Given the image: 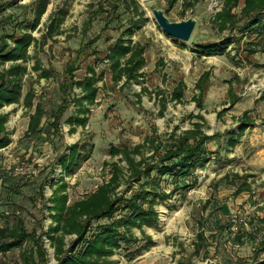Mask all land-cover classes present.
I'll list each match as a JSON object with an SVG mask.
<instances>
[{"label": "rangeland", "instance_id": "374dc122", "mask_svg": "<svg viewBox=\"0 0 264 264\" xmlns=\"http://www.w3.org/2000/svg\"><path fill=\"white\" fill-rule=\"evenodd\" d=\"M34 1L0 0L3 7L0 12V35L20 33L22 25L17 23L32 18ZM99 1L49 0L37 29L31 33L40 42L28 51L31 59L25 64L27 74L22 81V95L32 92L33 106L41 107L44 116L40 128L44 134L41 138L26 135L29 115L34 110L25 109L23 98L18 104L0 110L1 114L8 116L6 133L11 140L10 146L0 151V231L13 228L19 219L27 232L41 235L51 224L46 208L50 206L48 200L53 190L65 184L70 204L93 192L108 180L110 163L117 160L109 154L112 146L132 148L146 145L150 139L165 144L171 131L179 134L189 129L196 121H190L188 116L198 112L192 98L199 95L195 85L202 73L209 74L201 102L204 108L202 114L209 120L204 130L207 134H214L212 141L223 138V143L218 142L227 146L226 134L222 136V132L229 130L236 133L239 123L235 118L246 111L251 125L244 138L245 143L248 144L249 140L254 144L259 140L261 142L264 133V27L260 31L242 32L241 28L247 21L241 15L243 0L233 10L235 25L227 26L223 31L219 30L216 16L223 11L224 0H197L193 7L189 6L193 0H105L106 11L91 16ZM134 3L139 6L138 10ZM112 5L116 6L115 12ZM61 9L68 13L58 29V35L52 40L41 41L49 16ZM154 9L163 11L171 22L195 19L196 26L190 41L182 43L164 34L152 16ZM136 22L140 23L132 27ZM128 29L132 31L131 35L126 34ZM119 37L129 39L132 44L144 49L145 65L139 82L121 81L116 84L111 80L110 64L105 54ZM225 42L228 44L220 54L203 56L197 51L201 46L205 52L207 46L219 49ZM82 45L87 47L75 63L74 80H82L92 68L98 79V94L94 104L88 106L86 125L76 126L75 133L69 134L67 120L77 111L72 103L60 117L58 125L54 127L51 124L63 98L59 86L63 83L64 71L75 60V52ZM34 61L39 62L41 70L50 72L48 79L40 78V71H34ZM8 66L0 65V73ZM178 82L185 85L180 103L171 100ZM252 84L254 88L249 89ZM79 94L80 89L68 90L70 100ZM229 104L232 106L228 108ZM76 142L85 145L82 156H88V159L72 174L63 175L57 159ZM208 146L212 148L211 144ZM147 147L143 149L145 158L151 155ZM222 156L215 161L212 156L208 158V162L211 158L215 164L220 161L219 169L214 165L209 170L206 167L196 170L192 178L183 181L193 184L189 189L177 190L170 199L155 205L157 224L143 228L145 235L152 238L153 246L136 251L145 244V239L140 231L133 229L132 233L141 241L138 244L120 243V248L110 258V264H253L254 261H264V231L253 230V210L250 207L260 200L245 205L240 196H234L235 187L228 184V177L232 178L235 174L227 166L234 168L239 164L232 163L233 159H227L224 153ZM14 160L24 161L31 169L22 175L1 180L4 174L11 172L7 170L8 163ZM122 166L126 167L124 162ZM211 170L220 177L215 179V175L213 178ZM153 179L143 182L147 187L153 184L152 181L158 182L166 193L175 186L174 180L168 176L159 180L153 173ZM248 181L254 183L255 180ZM258 188L260 186L254 185L250 190L254 192V198L260 191L264 192L258 191ZM244 213L252 219L249 231L244 233L247 246L244 242L239 244L226 232L230 217ZM124 215V212L118 213L116 218ZM106 223H94L87 239L97 233L98 226ZM198 232L211 242L208 255L203 250L195 252ZM259 238L261 241L258 242ZM70 240L72 238H67L66 242ZM43 245L44 264H56L53 249L45 238ZM29 248L30 244H23L19 249L0 253V264H25L22 253ZM35 261L38 263L37 257Z\"/></svg>", "mask_w": 264, "mask_h": 264}, {"label": "trees", "instance_id": "16d2710c", "mask_svg": "<svg viewBox=\"0 0 264 264\" xmlns=\"http://www.w3.org/2000/svg\"><path fill=\"white\" fill-rule=\"evenodd\" d=\"M176 1L171 0V2ZM239 1L224 0L223 11L216 16L219 30L223 31L227 26L235 25L233 10L238 7ZM196 2L197 0H193L189 6L193 7ZM134 4L135 9L139 8L137 3ZM48 5L49 0H35L31 7L32 18L17 23L22 25L20 33L0 35V65L9 64L0 73V110L5 106L18 104L22 98L25 109L31 111L33 108V93L27 92L24 96L22 95V81L27 74L25 64L31 59L28 51L34 45H39L40 42L31 33L37 29ZM105 6V0L99 1L96 8L91 11V16L106 11ZM111 7L115 12L116 6L112 5ZM2 10L3 7L0 6V12ZM67 13L66 10L61 9L49 16L46 32L41 36V41L52 40L58 35V29ZM241 15L247 19L241 28L242 32L252 29L262 30L264 27V0H243ZM138 23L140 22L134 23L132 27H137ZM131 33V30H126L127 35H131ZM227 44L228 42L223 43V47L219 49L216 46H207L204 48L206 52L202 50L201 46L197 51L203 56L220 54ZM86 47V45H82L75 52V60L64 71V80L59 86L63 98L53 114L51 124L56 127L60 117L72 103L77 107V111L67 120L70 133L75 132L76 126L84 127L86 125L88 106L94 104L98 94V87H96L98 79L92 68L88 69V73L82 80H74L73 74L77 70L75 63L85 53L84 48ZM105 59L110 64L111 80L114 83L139 82L141 79V70L145 65L144 49L132 44L131 40L123 37L117 38L114 44L108 47ZM33 67L34 71H40V78L48 79L50 77V72L41 70L38 61H34ZM208 78V72L202 73L195 85L199 95L192 98V102L195 103L198 112L203 111L201 97L204 94V83L208 81ZM73 88L80 89V94L70 100L68 90ZM184 91V83L178 82L172 91L171 100L180 103ZM33 109V113L29 116L26 135L41 138L40 136L44 133L40 128V122L44 114L38 105ZM247 116L248 112L244 111L238 119L237 133L226 135V143L229 147H234L239 141L238 138L249 127ZM7 118L6 114L0 113V149L7 147L10 143L6 133ZM188 119L200 122L192 123L191 129L179 134L171 131L165 144H159L156 140L150 139L146 144L148 147L144 144L135 145L132 148L112 146L109 150L110 156L120 158L110 163V176L107 181L100 184L83 199L72 204L68 203L65 184L57 186L48 200L50 206L46 208L51 220L47 231L38 236L35 232H27L23 221L18 219L13 228L0 231V253L4 254L21 248L23 244H30V248L22 253L24 263L44 264L43 238H45L49 242L50 248L53 249V258L56 264H110V258L120 248V243L138 244L141 241L140 238L134 236L133 229L140 231L145 239V244L140 245L136 251L141 252L153 246L151 237L145 235L143 228L154 227L157 224L158 214L155 205L170 199L177 190L186 191L189 189L193 184L183 181L192 178L196 170L202 169L211 155L207 144L214 136L205 134L206 121L204 117L200 113L189 114ZM146 147L151 152L147 158L143 154V149ZM84 151L85 145L82 142H76L67 148L65 154L59 156L57 165L63 175L72 174L88 159V156H82ZM123 162L126 167L122 166ZM153 173L159 180L165 176L172 178L175 183L173 190L166 193L155 181H152L153 184L147 187L148 185L143 180H154ZM233 177L240 182L239 184H236L235 180L228 182L229 185L236 187L235 196L249 191V185L243 177L237 175ZM122 187L125 188L122 189ZM41 192L42 188L39 190V193ZM127 194L129 197H126ZM121 212H124L125 215L117 219L116 215ZM100 221L108 223L98 226L97 233L87 239L92 225ZM243 237V234L239 235L236 240L240 243ZM67 238H72V240L67 243ZM207 247L203 234L198 233L197 242L194 244L195 252L198 253L199 250ZM35 257H37L38 263L35 261ZM257 264H264V261Z\"/></svg>", "mask_w": 264, "mask_h": 264}, {"label": "crops", "instance_id": "0c3cea01", "mask_svg": "<svg viewBox=\"0 0 264 264\" xmlns=\"http://www.w3.org/2000/svg\"><path fill=\"white\" fill-rule=\"evenodd\" d=\"M14 105H16V104H14ZM10 106H12V105H10ZM231 106L232 105L229 104L228 108L231 107ZM33 108H34V106H33ZM203 111H204V108H203ZM203 111L197 112L196 114L200 113L203 116V114H202ZM192 114H194V113H192ZM196 114H194V115H196ZM241 115L239 117L235 118V120L238 121V119L241 117ZM203 117H204L205 121H209V120H207V118L205 116H203ZM216 117L217 116L215 115V119H216ZM227 117H230V116H227ZM192 120H195V119H192ZM192 120H190V121H192ZM87 121H88V118H87ZM195 122H200V121L196 120ZM195 122H192V123H195ZM28 123H29V121H28ZM250 125H251V123H250ZM250 125H249V127H250ZM249 127L238 138L239 141L234 147H229L228 145L227 146L222 145L221 143H223L222 142L223 138L220 139V137H221L220 136L219 138H216V139H220V140H218L219 142H221L220 144H219L218 141H214L213 142L212 139H214V138H212L210 140L211 142L210 141L208 142L207 148H208V150H209V152L211 154L210 156H212L211 157L212 160H214V161L215 160H219L220 157H223L222 153H224L225 157L227 159H233L232 163L239 164L238 166H236L234 168H229L230 166H227V169H231V172L233 174H235V175L238 174L237 176L243 177V179H245L246 183L249 185V191L248 192L244 191V192L240 193L239 195H236V197L240 196L241 197L240 201H242V203H245V205L246 204L251 205V204H253L254 200H256V201L260 200L257 204L250 206L252 208V209L251 208L250 209L253 210V212L251 213V216L254 218L253 219V224L254 225L252 226V228H253L254 231H256V230H258V231L263 230L264 231V192L262 193L260 191V193L258 194L257 198H254V196H252V193H254L253 191L250 192V190H252L254 188V185L260 186V188L257 189L258 191L259 190H263L264 191V137H263V133H262L261 142L259 140L256 144H254V142L252 140H249L248 144H246L244 138L248 134ZM69 129H70V127H69ZM189 129H191V126H190ZM68 132H69V130H68ZM204 132H205V130H204ZM224 132H226V133L222 132V136L225 135V134L228 135V133H233V132H231L229 130L224 131ZM26 133H27V130H26ZM74 133H70L69 132V134H74ZM205 134L208 135V136H214V134L210 135V134H207L206 132H205ZM10 144H11V140H10V143L8 144V146L5 147V148L0 149V151L3 152L6 148H8L10 146ZM209 144H211L212 148H210L208 146ZM215 150H216V152L214 153L213 151H215ZM114 158H117V160H118L120 157H114ZM211 158L209 159V162L207 161L205 166H204V167H206V170L211 169L212 167H214V165H216V168L219 169L221 167L218 164L220 161L216 162L217 164H215V162H211ZM212 171L213 170H211L210 172H211V175H213V178H214V176L216 175V172L215 171L212 172ZM223 175H225V174H223ZM215 177H216L215 179H218L220 177V175L217 174ZM213 178H211V179H213ZM232 178L228 177L229 180H231ZM248 180H255V181H254V183H250ZM244 201H246V202H244ZM251 221H252V219H251ZM146 228H151V227H146ZM222 230H223V228H222ZM226 232H227V228H226ZM198 233H202V232H198ZM246 238L247 237H243L242 238V240L240 241L241 245L244 242V245L247 246V239ZM204 239L206 240V244H207L208 247L207 248H203L201 250L204 251L205 255H208V249L212 245H211V242L207 241V238L205 236H204ZM151 240H152V238H151ZM201 250H199V252ZM263 254H264V251H263ZM253 264H257V262L254 261Z\"/></svg>", "mask_w": 264, "mask_h": 264}, {"label": "built area", "instance_id": "2783aa9c", "mask_svg": "<svg viewBox=\"0 0 264 264\" xmlns=\"http://www.w3.org/2000/svg\"><path fill=\"white\" fill-rule=\"evenodd\" d=\"M264 80V78H263ZM254 84L251 85L249 89L254 88ZM31 169V167L25 163L24 161H18L14 160L8 163L7 170H10L11 172H7L1 177V180H8L9 177H13L16 175H22L26 171ZM1 204V200H0ZM251 218L248 213H244L243 215H237L234 214L230 217L229 225L227 232L229 236L233 239H236L237 236L242 235L249 231ZM261 241V238H259L258 242Z\"/></svg>", "mask_w": 264, "mask_h": 264}, {"label": "water", "instance_id": "95a60500", "mask_svg": "<svg viewBox=\"0 0 264 264\" xmlns=\"http://www.w3.org/2000/svg\"><path fill=\"white\" fill-rule=\"evenodd\" d=\"M150 1V0H144ZM152 16L157 24V26L166 34L167 36L174 38L182 43H187L190 41L192 33L196 26V20L189 18L187 20H182L179 22H171L165 16L164 12L158 9L152 10ZM264 137V133H263Z\"/></svg>", "mask_w": 264, "mask_h": 264}]
</instances>
